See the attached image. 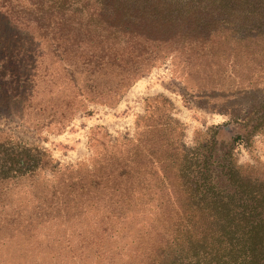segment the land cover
Instances as JSON below:
<instances>
[{"label":"rangeland","instance_id":"rangeland-1","mask_svg":"<svg viewBox=\"0 0 264 264\" xmlns=\"http://www.w3.org/2000/svg\"><path fill=\"white\" fill-rule=\"evenodd\" d=\"M38 44L0 17V264H122L139 254L137 235L158 236L153 223L180 212L172 154L184 149L209 145L212 167L228 159L264 176V132L250 128L264 52L201 66L171 56L102 102ZM28 56L34 77L23 83L10 72Z\"/></svg>","mask_w":264,"mask_h":264},{"label":"trees","instance_id":"trees-1","mask_svg":"<svg viewBox=\"0 0 264 264\" xmlns=\"http://www.w3.org/2000/svg\"><path fill=\"white\" fill-rule=\"evenodd\" d=\"M0 17L37 46L44 40L70 79L102 102L116 101L171 56L201 66L248 47L264 52V0H0ZM28 57L19 72H10L13 79L32 81ZM74 109L58 120L71 118ZM254 113L259 122L250 128L263 133L264 100L252 104ZM208 148L172 154L185 196L180 212L153 223L162 227L158 236L137 235L141 252L122 264H264V176L228 159L212 167Z\"/></svg>","mask_w":264,"mask_h":264}]
</instances>
